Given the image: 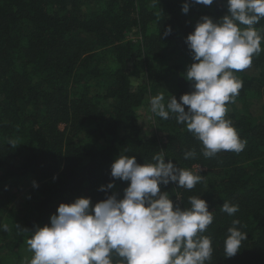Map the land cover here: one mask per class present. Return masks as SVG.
I'll list each match as a JSON object with an SVG mask.
<instances>
[{
	"label": "trees",
	"instance_id": "16d2710c",
	"mask_svg": "<svg viewBox=\"0 0 264 264\" xmlns=\"http://www.w3.org/2000/svg\"><path fill=\"white\" fill-rule=\"evenodd\" d=\"M226 14L227 0H0V224L8 225L0 230V264L30 259L26 240L50 225L61 203L122 198L130 182L110 174L120 155L144 164L161 151L166 163L202 168L192 190L174 182L160 188L174 207H186L190 196L207 202L214 215L207 264H264V52L236 73L243 87L227 105L226 118L246 142L241 152L205 158L172 117L153 115L148 135L140 121L149 96L179 102L192 91L186 37L201 17ZM256 27L264 35V20ZM191 150L195 159L185 160ZM110 182L112 189L100 190ZM224 202L239 211L222 212ZM234 219L247 240L228 258L223 242Z\"/></svg>",
	"mask_w": 264,
	"mask_h": 264
},
{
	"label": "clouds",
	"instance_id": "9594fccd",
	"mask_svg": "<svg viewBox=\"0 0 264 264\" xmlns=\"http://www.w3.org/2000/svg\"><path fill=\"white\" fill-rule=\"evenodd\" d=\"M213 2L192 0L205 6ZM227 10L218 21L201 17L186 37L194 62L184 78L192 91L179 102L171 95L165 103L163 94L148 99L150 113L165 120L172 117L184 125L200 142L205 158L245 148L246 142L226 118L227 105L235 103L243 87L236 73L250 68L253 57L264 52V35L256 27L264 20V0H227ZM188 11L185 2L182 12ZM171 31L169 26L164 35ZM195 157L194 150L184 153L185 160ZM201 171L199 166L188 169L171 160L166 163L163 151L144 164L137 163L135 156L120 155L110 174L113 180L130 182L123 197L109 195L94 206L86 197L61 203L51 215L50 225L36 227L26 240L32 256L23 264H207L214 251L211 237L205 235L214 220L207 202L190 196L186 207H174L169 194L160 188L174 182L178 188L192 190L203 180ZM33 186L38 184L33 181ZM113 187L110 182L100 190ZM221 211L233 216L239 206L224 202ZM238 225L240 221L234 219L227 229L225 257L235 256L247 240V233ZM0 230L8 231V225L0 224Z\"/></svg>",
	"mask_w": 264,
	"mask_h": 264
},
{
	"label": "rangeland",
	"instance_id": "374dc122",
	"mask_svg": "<svg viewBox=\"0 0 264 264\" xmlns=\"http://www.w3.org/2000/svg\"><path fill=\"white\" fill-rule=\"evenodd\" d=\"M150 97L152 96H149L148 99ZM139 114H140V121L143 127V133L148 135L150 132H152L153 130L152 124L155 122V119L153 118V114H151L149 111L148 100L145 101V104L139 110ZM63 127L64 126H62V128Z\"/></svg>",
	"mask_w": 264,
	"mask_h": 264
}]
</instances>
